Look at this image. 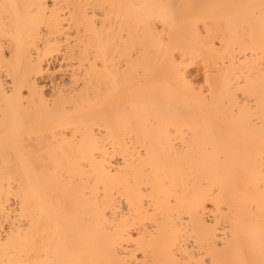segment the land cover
Returning a JSON list of instances; mask_svg holds the SVG:
<instances>
[{"label":"bare ground","instance_id":"1","mask_svg":"<svg viewBox=\"0 0 264 264\" xmlns=\"http://www.w3.org/2000/svg\"><path fill=\"white\" fill-rule=\"evenodd\" d=\"M0 264H264V0H0Z\"/></svg>","mask_w":264,"mask_h":264}]
</instances>
